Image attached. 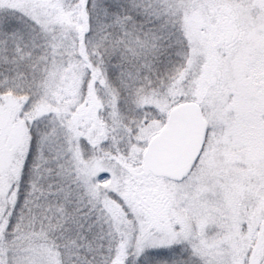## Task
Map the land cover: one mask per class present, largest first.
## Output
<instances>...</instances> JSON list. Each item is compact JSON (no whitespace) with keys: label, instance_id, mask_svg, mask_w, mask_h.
<instances>
[{"label":"snow or ice","instance_id":"obj_1","mask_svg":"<svg viewBox=\"0 0 264 264\" xmlns=\"http://www.w3.org/2000/svg\"><path fill=\"white\" fill-rule=\"evenodd\" d=\"M0 264H264V0H0Z\"/></svg>","mask_w":264,"mask_h":264}]
</instances>
